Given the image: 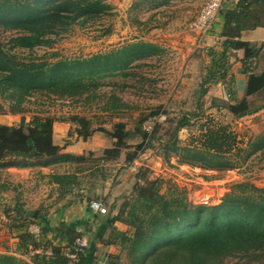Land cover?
<instances>
[{"label": "trees", "instance_id": "trees-1", "mask_svg": "<svg viewBox=\"0 0 264 264\" xmlns=\"http://www.w3.org/2000/svg\"><path fill=\"white\" fill-rule=\"evenodd\" d=\"M109 10L110 6L102 0H0V27L15 32L6 44H0V115L5 113V102L12 114L24 113L23 104L37 93L57 99L82 97L98 88V80L106 76L128 77L123 71L132 61L161 52L153 44L138 42L88 58L57 59L52 55L56 60L49 62L43 56L32 57L37 48L50 49L75 24L94 23ZM221 14L220 48L208 52L210 63L202 76L198 98H204L208 85L225 81L230 70L229 58L232 53L242 51L241 64L243 74L247 76L244 97L240 100L212 99L209 106L239 119L263 107L252 105L251 99L264 93V69L254 72L246 67L262 55L264 57L262 45L242 41L241 33L264 27V0H237L233 8L223 10ZM17 51L26 53L27 57H20ZM122 106L118 104L114 108ZM159 115H164L167 123V115L160 111L140 120L134 130H128L120 122L112 131L91 129L89 120L77 115L70 117V122L78 126L74 130L77 139L86 141L92 134L100 132L113 141L112 146L98 157L92 152L80 156L63 153L64 147L53 143L55 119L50 116L35 115L28 122L21 120L18 126L0 125V170L69 164L68 172L50 176L58 187L59 197H63L71 193L77 174L98 173V167L117 161L124 151L125 162L131 164L154 141L163 147L165 158L172 154L179 158L180 164L208 170L234 168L228 155L239 150L240 142L228 126L212 124L205 128L204 125L199 136L192 138L188 146L181 147L178 132L191 126L190 118L197 114H184L172 133L167 132L170 137L166 142L156 137L164 122L156 124L151 133L143 130L148 119ZM136 137L141 143L129 145L128 141ZM67 144L68 141L65 146ZM263 148L264 136L252 145L246 157ZM239 187L250 192L227 195L215 206H195L187 201L183 192H175L174 196L162 193L159 181L135 182L130 195L121 198L119 205L112 204L107 215L99 214L102 216L99 222L104 224L106 221L105 227L111 232L105 244L116 246L119 253L125 252L130 264H226L224 261L230 258L245 260L244 264H264V198L254 194L263 190L250 185ZM86 199L89 209L92 200ZM12 212V216L8 215L15 220L16 228L22 230L18 239L24 254L38 249H49L51 254H34L29 261L1 254L0 264H67L64 253L76 239H83L82 232L72 223L47 226L46 212L39 211L29 220L32 222H27L21 209L14 208ZM115 223H121L128 230L117 231ZM30 224L40 228L42 237L51 234L52 241L42 244L41 240H35L27 232ZM119 253L109 255L108 264L118 263Z\"/></svg>", "mask_w": 264, "mask_h": 264}, {"label": "rangeland", "instance_id": "rangeland-1", "mask_svg": "<svg viewBox=\"0 0 264 264\" xmlns=\"http://www.w3.org/2000/svg\"><path fill=\"white\" fill-rule=\"evenodd\" d=\"M102 1L110 6L107 15L94 23L75 24L68 33L58 38L50 49L37 48L32 57L43 56L49 62L56 60V57L52 55H56L57 59L88 58L97 54L110 53L138 42L153 44L161 52L150 58L132 61L123 71L129 75L128 77L116 75L98 80V88L87 92L82 97L57 99L37 93L23 104L25 112L21 114H12L8 102H5V113L0 115V125L18 126L21 120L28 122L35 115L50 116L57 122H69L71 127L73 126L69 133H73L78 126L70 122V117L77 115L89 120L91 129L103 128L112 131L113 126L121 122L128 130H134L140 120L154 112L164 111L167 115V123H162L163 129L158 131L156 137H161L163 142H166L170 137L167 132L172 133L176 122L184 114H197L196 117L190 118L191 126L178 132L179 145L188 146L192 138L199 136L200 129L204 125L205 128L212 124L228 126L240 142L239 150L228 155L234 168L208 170L180 164L179 158L172 154L165 158L163 147L154 141L150 148L138 155L137 164L133 170L135 175L140 177L144 175V180L148 182H161V192L168 196H174L175 192H183L187 201L195 206L204 204L215 206L220 204L227 195L250 192L249 189L240 188L241 185H250L263 190L261 193L254 194L264 198V148L246 157L252 145L264 136V93L251 99L252 105L263 106L252 115L237 119L223 112L224 110L218 113L209 108L210 95L202 99L198 98L201 91V79L199 81L193 75L196 73L197 66L185 68L188 59L192 58L198 62V59L201 60L200 54H195V57L191 55L201 37L194 34L197 32L194 23L200 8L208 0ZM14 34V31H6L0 27V44H6ZM17 52L20 57H27L26 53ZM246 67L254 72L263 70V55ZM118 104H123L124 107L114 108ZM96 135L100 136L96 143H100L99 148H102L101 144L107 138L100 132H96ZM140 143L139 137L128 141L131 146ZM123 153L125 154L126 151ZM101 154L102 152L95 153L94 157ZM121 165L119 167L113 163L98 167L100 171L95 175L99 179L106 174L109 177L108 183L102 189L97 186L90 187V200L100 201L106 208L105 215L109 213L113 197L107 200L106 204L102 201L107 194V189L117 188V176L121 173L118 168H121ZM2 175L0 171V232L2 234L0 235V255H12L20 260L29 261L34 256L33 251L30 250L24 254L19 248L21 242L18 236L22 234V230L16 228L15 220L9 218L14 208H21L16 203L18 195L12 184L7 185V182L2 181ZM129 186L125 192L120 191L119 187L117 191H114L113 195L119 198L118 205L122 202L121 198L130 195L132 185ZM38 197L40 199L25 207L26 211H33L41 201L46 199L45 196L38 195ZM32 201L33 199L30 200ZM48 214L51 215V212L48 211ZM25 219L27 222H32L29 221L31 218L25 217ZM114 228L120 232L128 230L126 226L125 230ZM110 233L108 231L105 235L109 237ZM117 251L120 252L118 248ZM119 254L120 260L116 264H130L125 252ZM103 260L108 264L107 257L101 259L98 257L96 264H100ZM224 262L244 264L245 260L230 258Z\"/></svg>", "mask_w": 264, "mask_h": 264}, {"label": "crops", "instance_id": "crops-1", "mask_svg": "<svg viewBox=\"0 0 264 264\" xmlns=\"http://www.w3.org/2000/svg\"><path fill=\"white\" fill-rule=\"evenodd\" d=\"M145 1L150 0H144V2ZM236 2L237 0H223L221 12H223V10L233 8ZM139 4L140 3H138V5ZM221 12L218 15L211 31L203 37L201 36L202 38L200 37L194 47V52L191 54L193 57H195V54H200L201 60L198 59V62L195 59L190 58L185 64L186 69L192 65L197 66L196 73L193 74L197 80L202 79L206 68L209 66L210 59L208 52L211 50H218L220 48L221 39L218 37V34L220 33L223 24V16ZM194 34L199 35L198 32ZM241 40L257 46L262 45V52L264 53V27L243 31L241 33ZM242 56V51L232 53V56L229 58L230 70L228 77L223 82L208 85L206 88V95L204 97L210 95L211 100L224 99L225 97L240 100L244 97L247 76L243 74L241 64ZM227 91L232 95L227 94ZM222 111L223 110H220L218 113H221ZM223 112L227 113L226 111ZM228 115L230 114L228 113ZM72 127L69 122L65 121H55L53 124V143L59 147H64L62 151L63 153L75 156L83 155L86 152H92L95 154L101 153L104 149L112 146L113 141L106 137L108 140L106 139L103 141L101 144L103 145L102 148H99L100 143H96V141L100 139V136H97L96 133L92 134L86 141L79 140L74 134L75 129L73 130V133H69ZM66 141H68V144L65 146ZM136 161L137 159H135L131 164L126 163L125 154L122 153L117 161L104 165L108 166L116 163V165H119L120 167V164H122L121 168H118L121 173L117 176V188L119 187L118 189L120 191L125 192L126 189H128L127 187L130 184L133 186L135 182L143 184L145 178L144 175L142 177L139 175L137 176V174L135 175L133 171L135 165L137 164ZM70 169L71 166L69 164L60 163L47 168H9L0 171L3 173L2 181L7 182V185L12 184V187H14L17 192L18 202L16 203L19 207H21L19 209H21L23 214L28 212L25 209L26 206H29L34 201L40 199L38 195L43 197L45 196L46 199L41 201V204L39 203V205L34 208L36 214L40 210L42 213L46 212L47 215L45 220L46 225L49 227H55L62 222L72 223L76 230L82 232V238L88 244V248L84 251V254L81 257V264H96L98 257L99 259L102 257L108 258L109 255H115L118 253L116 246L112 244H105V240L108 238L105 234L110 231V229L109 227H105L106 221L104 224L99 222L102 218L101 215L88 209V202L86 199L91 193L90 187L92 188V186H97L101 189L104 188V186L108 183L107 181L109 180V177L105 174L104 178L98 179V177L91 171H85L77 174L71 193L64 195L63 197H59L58 187L52 182L50 176L55 173H66ZM114 178H116L115 175ZM117 188L107 189V196L105 195L102 202L106 204L107 200L113 197L112 204L117 203L119 198H116L113 195L114 191H117ZM39 190L40 194H38ZM31 199H33L32 202H30ZM64 201L66 202L62 204ZM48 211L51 212V215L48 214ZM114 227L119 230L120 228H124V230L126 229L121 223H115ZM0 235H2L1 232ZM13 235L15 236L17 234ZM44 241H52V235H44L41 242L44 243ZM53 244H55V242H53ZM62 245H64V243Z\"/></svg>", "mask_w": 264, "mask_h": 264}, {"label": "built area", "instance_id": "built-area-1", "mask_svg": "<svg viewBox=\"0 0 264 264\" xmlns=\"http://www.w3.org/2000/svg\"><path fill=\"white\" fill-rule=\"evenodd\" d=\"M223 0H208L203 6L200 8L194 27L197 30L198 34L202 37L207 34L213 26L214 21L217 16L220 14L222 10ZM201 37V38H202ZM228 97V96H227ZM165 120L164 115H159L157 117H153L148 119L143 124V130L147 133H151L154 129V126L158 123H162ZM89 209L97 214L104 215L107 213L104 205L97 200H92L89 204ZM27 232L30 234L35 240L42 239V233L40 228L37 225L30 224L27 226ZM88 248V244L85 240L79 238L76 239L70 248V250L64 253V257L67 260V264H81V257L83 256L84 251ZM33 254H44L50 255V250L43 251L42 249H38L32 252ZM100 264H106L105 260Z\"/></svg>", "mask_w": 264, "mask_h": 264}, {"label": "water", "instance_id": "water-1", "mask_svg": "<svg viewBox=\"0 0 264 264\" xmlns=\"http://www.w3.org/2000/svg\"><path fill=\"white\" fill-rule=\"evenodd\" d=\"M24 216L27 217V218L33 219L36 216V211L33 210V211H30V212H26V213H24Z\"/></svg>", "mask_w": 264, "mask_h": 264}]
</instances>
